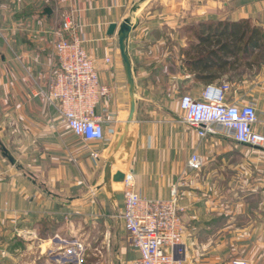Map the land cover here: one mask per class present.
Listing matches in <instances>:
<instances>
[{
    "label": "crops",
    "instance_id": "obj_1",
    "mask_svg": "<svg viewBox=\"0 0 264 264\" xmlns=\"http://www.w3.org/2000/svg\"><path fill=\"white\" fill-rule=\"evenodd\" d=\"M221 16L250 19L264 33V0ZM67 17L108 88L95 107L103 140L72 134L45 96L57 69L56 32ZM125 17L134 23L128 52L135 96L126 131L129 89L117 49ZM196 17L192 1L183 0H0V142L57 195H47L0 150V264H59L62 238L84 245L82 264L136 258L121 218L123 185L112 179L117 171L130 172L147 198L167 199L177 187L183 230L172 254L179 264H264V150L225 133L200 138L179 107L183 94L200 98L206 86L228 82L227 102L254 105L255 129L264 133V62L241 67L236 77L194 78L184 61L197 41L183 25ZM192 153L199 170L187 167Z\"/></svg>",
    "mask_w": 264,
    "mask_h": 264
},
{
    "label": "built area",
    "instance_id": "obj_2",
    "mask_svg": "<svg viewBox=\"0 0 264 264\" xmlns=\"http://www.w3.org/2000/svg\"><path fill=\"white\" fill-rule=\"evenodd\" d=\"M63 31L69 32L70 37L64 36ZM56 34L57 69L45 96L56 103L61 123L72 134L84 140H103V117L96 113L95 107L100 97L107 95L108 88L100 85L82 41L75 36L71 17L63 20ZM230 91L231 85L223 82L206 86L200 98L183 94L179 101L183 121L194 127L200 138L225 133L238 143L264 150V133L255 129L259 123L255 106L227 102ZM201 165L198 154L192 153L187 161L188 169L199 170ZM122 185L121 218L129 244L137 253L127 264H179L172 254L183 230L181 213L184 208L178 203L177 187H172L167 199L147 198L136 190L130 172L123 176ZM59 250V264H82L84 245L79 239L62 238ZM233 264L245 263L233 261Z\"/></svg>",
    "mask_w": 264,
    "mask_h": 264
},
{
    "label": "trees",
    "instance_id": "obj_3",
    "mask_svg": "<svg viewBox=\"0 0 264 264\" xmlns=\"http://www.w3.org/2000/svg\"><path fill=\"white\" fill-rule=\"evenodd\" d=\"M183 29L188 39L197 41L191 42L185 51L184 62L187 71L198 80L214 81L224 74L236 77L241 67H248L254 61L264 62V55L260 54L264 50V33L250 19L196 17L187 20ZM255 51L258 53L250 61H238Z\"/></svg>",
    "mask_w": 264,
    "mask_h": 264
},
{
    "label": "water",
    "instance_id": "obj_4",
    "mask_svg": "<svg viewBox=\"0 0 264 264\" xmlns=\"http://www.w3.org/2000/svg\"><path fill=\"white\" fill-rule=\"evenodd\" d=\"M138 6H135L132 10L136 11ZM134 27V23L131 20V17H125L122 22L118 25L117 29V49L119 51V56H120V61L126 76L127 84H128V89H129V113L128 117L126 120V128L128 124L132 121L133 119V114L135 111V96H134V81H133V73H132V68H131V60L129 57V52H128V38L131 30ZM116 28L115 23H111L108 26V34H112L113 31ZM124 133L119 137L117 146H119L120 142L123 140ZM0 150L2 154L6 157L7 161L11 164L16 166L19 170H21L27 177L28 179L32 180L41 190H43L47 195L52 196V197H57V195L49 190L45 185H43L40 181L37 180L31 173L23 169V167L19 164H17L15 158L11 155V153L8 151V149L0 142ZM112 179L114 181L122 182L123 180V173L117 171Z\"/></svg>",
    "mask_w": 264,
    "mask_h": 264
},
{
    "label": "rangeland",
    "instance_id": "obj_5",
    "mask_svg": "<svg viewBox=\"0 0 264 264\" xmlns=\"http://www.w3.org/2000/svg\"><path fill=\"white\" fill-rule=\"evenodd\" d=\"M192 1L195 11L197 12V18H207L211 15L222 17L229 10L237 9L243 3H251L252 0H183V5H187ZM138 22V18L135 19V23ZM234 73H232L233 75ZM235 75V74H234ZM232 186H239L238 180L231 181Z\"/></svg>",
    "mask_w": 264,
    "mask_h": 264
}]
</instances>
